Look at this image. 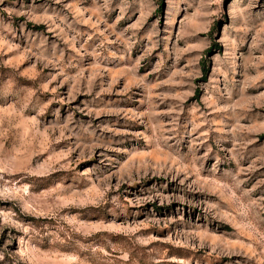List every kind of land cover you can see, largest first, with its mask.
Masks as SVG:
<instances>
[{"label":"rangeland","instance_id":"374dc122","mask_svg":"<svg viewBox=\"0 0 264 264\" xmlns=\"http://www.w3.org/2000/svg\"><path fill=\"white\" fill-rule=\"evenodd\" d=\"M0 264H264V0H0Z\"/></svg>","mask_w":264,"mask_h":264},{"label":"trees","instance_id":"16d2710c","mask_svg":"<svg viewBox=\"0 0 264 264\" xmlns=\"http://www.w3.org/2000/svg\"><path fill=\"white\" fill-rule=\"evenodd\" d=\"M27 26L30 27V28H33V29H38V28H39V26L31 25V24H29V23L27 24ZM201 69H202L203 73H206L207 69H206L204 63H202Z\"/></svg>","mask_w":264,"mask_h":264}]
</instances>
